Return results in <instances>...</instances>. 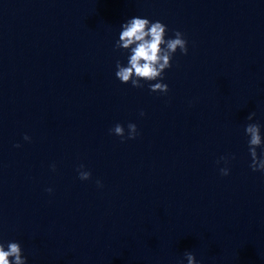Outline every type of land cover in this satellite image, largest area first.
<instances>
[{
    "label": "water",
    "instance_id": "water-1",
    "mask_svg": "<svg viewBox=\"0 0 264 264\" xmlns=\"http://www.w3.org/2000/svg\"><path fill=\"white\" fill-rule=\"evenodd\" d=\"M132 16L187 41L166 94L115 78ZM257 122L264 139V0H0V240L27 264H264Z\"/></svg>",
    "mask_w": 264,
    "mask_h": 264
},
{
    "label": "clouds",
    "instance_id": "clouds-1",
    "mask_svg": "<svg viewBox=\"0 0 264 264\" xmlns=\"http://www.w3.org/2000/svg\"><path fill=\"white\" fill-rule=\"evenodd\" d=\"M121 30L118 39L115 41L114 50L127 52L126 64H122L120 60L116 61L114 73L115 78L121 84H130L133 88H144L147 83L150 92H159L166 94L168 85L160 82L164 79V72L171 68L174 54L179 49L182 55L188 52L187 41L180 31H175L173 37L166 38L168 27L160 21H150L148 18L140 16H132L123 22L120 26ZM145 82V83H142ZM157 81L156 83H151ZM143 116L144 112L141 111ZM255 116L254 112L249 113L247 120L251 121ZM245 135L249 138L248 152L251 157L249 165L252 171L264 172V139L261 136V125L257 123H248L244 128ZM110 134H114L121 138V142L125 139H135L139 133L134 123L127 124V135L122 124L116 123L111 129ZM28 141L30 137H23ZM15 147H20L19 144ZM257 148L261 151L257 153ZM234 159V157H232ZM225 165L228 164V158L220 157ZM217 161V163L220 162ZM53 170L55 166L53 165ZM220 174L227 176L229 168L227 166L220 168ZM78 178L82 181L91 178V172L84 170V165L77 168ZM97 186L101 187L99 180L96 181ZM51 192L52 189H46ZM187 264H198L191 252H185ZM0 264H27V258L23 254L21 244L18 241L4 242L0 240Z\"/></svg>",
    "mask_w": 264,
    "mask_h": 264
}]
</instances>
